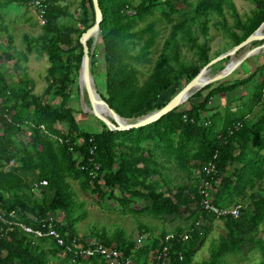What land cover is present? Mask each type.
<instances>
[{"label": "trees", "instance_id": "16d2710c", "mask_svg": "<svg viewBox=\"0 0 264 264\" xmlns=\"http://www.w3.org/2000/svg\"><path fill=\"white\" fill-rule=\"evenodd\" d=\"M4 1L12 0H0V4ZM15 1L27 4L31 0ZM61 1L44 0L45 21L41 31L24 36L26 52H22L23 58L33 50L47 56L45 91L58 96L59 101L45 100L34 92L31 78L24 69L17 83L9 82L0 69V264H50L49 252L55 254L63 249L52 235L35 237L19 222L41 227V219L53 215L52 226L66 242L72 237L79 241L88 238L78 236L74 226L84 211L74 213L75 200L69 178L78 179L83 188L93 192L103 193V189L110 187L109 196L117 188L121 202L128 198L127 192L148 197L150 209L160 215L190 209L194 215L190 225L172 229L190 228L189 237L184 241H172L168 264H196L193 253L203 244L210 221L216 217L200 204L203 180L209 178L214 187L212 199L218 206L243 202L246 195L253 209L250 215L245 213L244 206L238 217L219 216L225 236L211 243L210 258L201 264H227L226 255L239 252L247 239L258 244L264 258V238L245 237V233L257 228L264 219V193L253 190L256 180L264 179V61L229 83H225L223 77L207 84L206 87H210L207 93L203 94L200 89L193 94H202L199 101L185 108L177 105L147 124L111 129L95 117L101 127L85 128L76 118L71 101L74 83H77L76 93L79 89L82 57L79 37L93 22L94 10L92 0H80L79 11L73 14ZM252 1L256 2V8L243 20L232 0H184L187 7L194 9L191 14L177 18L173 13L178 8L172 0H98L102 19L98 29L100 42L94 47L100 49V57H95L97 51L93 48L90 60L92 74L96 76L98 72V61L104 72V88H97V91L110 107L126 118L159 107L168 100L163 98L164 94L180 78L188 81L211 58L208 44L200 40L199 35L205 37L206 21L212 15H223V4L231 9L233 26L239 31L223 20L215 21L233 44L264 21V0ZM163 4L168 6V11ZM127 7L133 8V12H127ZM156 11L166 18L170 30L158 56L152 60L159 32ZM93 38L94 35L87 39L89 47ZM181 45L192 51L197 63L179 60ZM22 57L14 60L16 68H21ZM147 63L152 65L141 83L138 65ZM256 73L262 76L259 82L254 78ZM248 82L254 88L246 99L232 97L237 101L235 105H225L222 110L215 109L208 117L204 116L202 111L213 109L210 101L215 94L232 91L236 84ZM19 131H28L30 139L17 137ZM155 148L174 155L181 166L198 167L201 186H179L172 194L169 187H166L167 192L160 188L158 179L151 177L156 169L147 162L148 156L142 154V151L150 153ZM209 161L214 163L215 170L206 173L203 166ZM41 179L46 183H40ZM59 213L62 215L57 218ZM202 216L210 223L200 232L195 222ZM165 232H151L137 247L136 240L120 232L114 236L94 234L90 237L126 255H147L159 247V236ZM76 261L107 264L95 255H81ZM53 264L62 263L58 260ZM259 264H264V259Z\"/></svg>", "mask_w": 264, "mask_h": 264}, {"label": "rangeland", "instance_id": "374dc122", "mask_svg": "<svg viewBox=\"0 0 264 264\" xmlns=\"http://www.w3.org/2000/svg\"><path fill=\"white\" fill-rule=\"evenodd\" d=\"M79 1L80 0H62V3H66L68 9L73 13L77 14L79 11ZM173 4L178 11L174 14V17H180L183 15H189L193 11V6H188L184 0H172ZM235 8L238 12V15L241 19L245 20L249 15H251L256 8V2L252 0H232ZM163 6L168 11L169 8L166 4ZM133 8L127 7L126 11L131 13ZM154 16H158V22L156 27H158V36L155 43V50H153L151 56L154 60L162 47V42L170 30V24L167 22L166 18L162 16L159 11L154 13ZM215 20H223L228 26H232L233 29L239 31L238 27H234V15L231 13V9L223 4V15L214 14L206 22V32L205 37L199 35L200 40H204L209 46L210 57H214L219 53L229 49L233 44V40L230 37L225 36L222 33V29ZM41 21L39 16L29 2L27 4L19 1H4L3 4H0V69L4 73L6 79L9 82H16L17 78L22 73L21 70L27 73V76L31 78L33 91L40 94L42 98L48 101L58 102L59 97L53 96L51 92L45 91V86L47 81L45 79V74L49 60L45 54L38 55L36 51L33 50L29 52L26 58L22 57V52H26V44L24 40L25 35H36L41 31ZM143 24V22H139ZM264 33V30H263ZM199 40V41H200ZM264 39L253 40L252 42L244 45L239 48L234 55L238 56L245 52L247 49L260 44ZM96 42H100V37L98 32L94 35V42L92 43L91 48H95ZM11 43V44H9ZM95 48L97 51V56L100 57V49ZM10 54V56L7 55ZM22 57L20 59L21 68L15 67L14 60ZM179 60L189 61L197 63L196 56L192 54L185 45L180 47V56ZM229 60V57H223L215 62H213L208 68H210L209 73L205 75H213ZM264 61V48L260 49L256 53L249 54L225 77V83L231 82L233 79L240 78L241 76L247 74L257 63ZM99 68H96L98 72L93 73L95 76V86L103 90V69L100 67L101 61L99 62ZM151 63L139 64V82H144ZM261 74L256 73L254 78L257 82L261 80ZM223 78V77H222ZM79 79V78H78ZM227 79V80H226ZM221 80L218 79L217 81ZM185 78H180L175 85L164 94L163 98H170L173 93L179 90L186 83ZM214 83V81L207 82L206 84L200 86L192 94H190L185 100L179 103L180 108L189 107L191 102L199 101L202 98V94L193 95L196 91L202 89V93L205 94L210 90V87H206L209 83ZM79 83V82H78ZM214 85V84H212ZM77 83L73 85L74 90L72 91V101L71 104L75 108V116L80 121V125L93 129L100 128V121L95 118V116L83 109L81 104V95L80 87L77 92ZM254 86L250 82L247 84H236V87L232 91H222L215 94L210 101L214 106L213 109H208L202 111L204 116L208 117L212 111L215 109L222 110L225 105L233 106L236 104L235 98H240L241 100L246 99L248 94L253 90ZM84 92V99L87 106L88 104L87 95ZM144 114V113H143ZM142 115V114H141ZM140 116V115H137ZM135 116V117H137ZM17 137H20L23 140H29L30 136L28 131H19L16 134ZM142 154L148 156L147 162L154 168L156 171L151 174V177L158 179L160 188L164 189L167 192L166 187H169V193H174L179 186L190 185V186H201V176L199 173L198 167L181 166L174 155L167 154L161 149L155 148L152 152L142 151ZM71 190L73 192V198L75 200V211L77 214L78 211L83 210L84 215L77 219L75 222V229L78 236L90 237L97 235H106L114 236L120 232L124 237L132 238L136 240V235L144 232L151 231L152 233H159L162 230L169 229L170 227H188L190 223L194 220V215L189 210L173 211L172 213L160 215L153 212L150 207V198L145 196L133 195L132 193H125L127 199L121 202L118 200V197L121 196L120 191L116 188L114 193L109 196L107 193L110 187H106L103 193L89 191L81 186V183L78 179H68ZM264 179H257L253 190H258L261 193H264ZM250 192V190H248ZM242 203L245 206V213L250 215L252 212V204L248 201V197L245 195L242 198ZM247 202V204H246ZM191 208L194 207V204H191ZM62 213L57 215V218H60ZM210 220L204 216L199 218L198 229L201 232L203 226L208 225L211 222L210 229L205 235L203 244L194 254V261L197 260L196 264H201L202 260L209 259L211 252V243H215L220 240V236H225V227L222 222V218L215 217L213 220ZM171 230V228H170ZM263 237L264 238V219L261 220L257 228L250 230L245 233V237ZM136 242V241H135ZM139 246V243L136 242L135 247ZM45 247H48V244H45ZM151 251V250H150ZM149 251V252H150ZM49 263L53 264L58 260H61L62 264H83L81 261L72 260L70 256L62 254L61 252L52 254L49 252ZM213 257V256H212ZM221 258V256H219ZM227 264H259V262L264 259L261 253V250L252 239H247L240 248V251L233 254L226 255Z\"/></svg>", "mask_w": 264, "mask_h": 264}, {"label": "built area", "instance_id": "2783aa9c", "mask_svg": "<svg viewBox=\"0 0 264 264\" xmlns=\"http://www.w3.org/2000/svg\"><path fill=\"white\" fill-rule=\"evenodd\" d=\"M31 5L35 8L41 23H44V10L45 2L44 0H31ZM13 160H10L12 163ZM206 173L215 170L214 163L209 161L203 166ZM217 182V180H216ZM40 183H46L45 179H41ZM203 187L201 189L202 195L200 199L201 206L214 213L216 217L221 215H231L233 217H238L241 213L244 204L242 202L231 203L224 206H218L213 202L212 195L214 187L212 186L211 180L205 178L203 180ZM12 214V211L10 212ZM55 217L53 215H48L47 217L41 219V227H33L31 225L19 222L18 224L27 232L31 233L35 237H40L44 235H52L59 245L63 246L61 250L62 254L70 255L72 260H76L77 257L92 256L95 255L100 259H103L107 264H168L170 261L169 249L171 247L172 241H184L189 237V229L182 231L168 230L163 236H159V247L152 250L151 257L149 261H134L130 255L124 254L120 249L110 245L105 244L100 241V239L88 237L83 241H79L77 237H72L71 241L68 243L65 241L64 237L60 236L58 231L52 226V220ZM199 220L195 222V226H198ZM43 228H46L43 229ZM151 235V231H144L136 235V242L141 243L142 240ZM72 254V255H71ZM178 257H182V253L178 252Z\"/></svg>", "mask_w": 264, "mask_h": 264}, {"label": "water", "instance_id": "95a60500", "mask_svg": "<svg viewBox=\"0 0 264 264\" xmlns=\"http://www.w3.org/2000/svg\"><path fill=\"white\" fill-rule=\"evenodd\" d=\"M93 10H94V20L84 31H82L79 40L82 44V57L79 65V69H82L84 86L86 90V95L91 104L94 105V102L98 100L103 106V110H106L108 114L102 112V110L94 107L90 113L95 117L102 120L109 128L114 129H127L131 127H136L140 125L147 124L156 118L160 117L162 114L171 110L175 106L179 105L183 100H185L190 94H192L196 89L200 87L197 84L198 78L200 75L208 69V67L215 61L228 56L229 59L232 54H234L239 48L244 45L252 42L257 39H264V33L260 32V27L264 23L262 21L252 32H250L245 38L240 40L238 43L232 45L229 49L219 53L218 55L211 57L206 63H204L198 72L191 77L179 90H177L164 104L156 107L140 116L126 118L119 113H117L109 104L101 97L98 91H96V86L93 87L91 83V70H90V60L92 48L88 46L87 39L93 35L94 32H98L99 24L102 19V12L99 6L98 0H92ZM94 42V38H93ZM264 46V41L260 44H257L245 52H243L237 59V63H240L244 57L251 54L255 49H260ZM223 70V69H221ZM227 71L216 72L213 75H210L208 82L217 81L218 79L226 76Z\"/></svg>", "mask_w": 264, "mask_h": 264}, {"label": "bare ground", "instance_id": "6f19581e", "mask_svg": "<svg viewBox=\"0 0 264 264\" xmlns=\"http://www.w3.org/2000/svg\"><path fill=\"white\" fill-rule=\"evenodd\" d=\"M263 30H264V23L262 24V26L260 27V32H263ZM95 34H97V32H94L93 33V35H95ZM92 35V36H93ZM262 48H264V46L263 47H261L260 49H262ZM260 49H255L251 54H253V53H256L257 51H259ZM240 55H238V56H236V55H234V54H232L231 55V57H230V59L226 62V64L223 66V68H221V69H223V70H219V71H217V72H221V71H227L228 73H230L239 63H237V59H238V57H239ZM209 70H210V68H208V69H206L201 75H200V77L198 78V81H197V84L198 85H200V86H202V85H204V84H206L208 81V78H209V76H210V74H208V75H205V73H209ZM78 82H79V87H80V95H81V104L83 105V109L84 110H86V111H89V112H91L92 111V109L94 108V107H96L97 109H100V110H102V112H104L105 114H108V112L106 111V110H103V106H102V104L100 103V102H98V100H96L95 102H94V105L93 104H91L90 102H89V100L87 101L88 102V104L90 105V108L87 106V104H86V101H85V99H84V92H86V90H85V86H84V79H83V74H82V69H79V79H78ZM91 83H92V85H93V87H95V82H94V77H93V74L91 73ZM96 91H97V89H96ZM86 94V93H85ZM94 106V107H93Z\"/></svg>", "mask_w": 264, "mask_h": 264}, {"label": "crops", "instance_id": "0c3cea01", "mask_svg": "<svg viewBox=\"0 0 264 264\" xmlns=\"http://www.w3.org/2000/svg\"><path fill=\"white\" fill-rule=\"evenodd\" d=\"M171 228V230L172 229H174L175 227H170ZM170 228L169 229H167V230H170ZM183 230H186V229H183ZM199 249V248H198ZM197 249V250H198ZM196 250V251H197ZM196 251L193 253V256H194V254L196 253ZM151 252H152V250L150 251V252H148V254L147 255H145L144 253H142V254H138V255H134V254H132V255H130L131 256V258L134 260V261H149L150 260V257H151ZM193 258V257H192ZM205 259V258H204ZM203 259V260H204ZM202 260V261H203ZM193 261H194V258H193ZM195 263L197 262V260L196 261H194Z\"/></svg>", "mask_w": 264, "mask_h": 264}]
</instances>
